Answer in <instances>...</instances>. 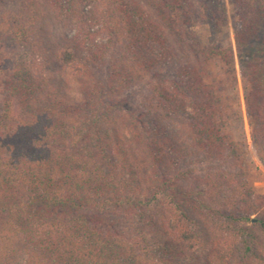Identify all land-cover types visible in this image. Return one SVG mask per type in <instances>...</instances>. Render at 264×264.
Listing matches in <instances>:
<instances>
[{"label": "trees", "instance_id": "trees-1", "mask_svg": "<svg viewBox=\"0 0 264 264\" xmlns=\"http://www.w3.org/2000/svg\"><path fill=\"white\" fill-rule=\"evenodd\" d=\"M2 1L0 264H264V0Z\"/></svg>", "mask_w": 264, "mask_h": 264}, {"label": "rangeland", "instance_id": "rangeland-1", "mask_svg": "<svg viewBox=\"0 0 264 264\" xmlns=\"http://www.w3.org/2000/svg\"><path fill=\"white\" fill-rule=\"evenodd\" d=\"M6 6L13 8L12 2L0 0V10L4 9ZM229 13H230V15L232 14L231 7H229ZM229 31L231 33L233 32V20H232V18H230ZM20 55H21V50H19L17 45H15L11 40L4 39V37L0 36V77L5 78V76L12 73L14 66H15L17 60L19 59ZM236 68H237V73L239 74V63H238V61L236 62ZM239 91H240V95L242 97L243 96V89H242L241 81H239ZM245 123H246L247 136H248L249 142H250L252 160L255 162V164L258 168V172H259V173H257L258 175L254 181L256 198L258 200L264 201V164H262V162L259 160L257 153H256V151H255V149L251 143L250 135H249V125H248V120H247L246 115H245ZM253 220H255V216L253 217ZM245 226L247 228H250V227H252V223H250V222L245 223ZM263 255H264V251H263Z\"/></svg>", "mask_w": 264, "mask_h": 264}]
</instances>
